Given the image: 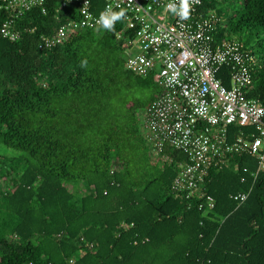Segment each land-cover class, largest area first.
<instances>
[{
  "label": "trees",
  "instance_id": "trees-1",
  "mask_svg": "<svg viewBox=\"0 0 264 264\" xmlns=\"http://www.w3.org/2000/svg\"><path fill=\"white\" fill-rule=\"evenodd\" d=\"M59 1L48 0L47 15L17 19V41L0 30V144L19 151L0 155V264H264L258 159L235 155L210 170L207 215L176 197L187 158L169 146L154 154L145 135V111L163 94L158 69L126 68L134 33L122 21L39 49ZM202 1L204 14L223 20L215 41L245 38L257 59L245 97L263 98L264 0ZM6 17L0 8V29ZM218 76L230 86L227 66ZM236 133L256 128L231 127ZM240 191L249 195L237 204L231 195Z\"/></svg>",
  "mask_w": 264,
  "mask_h": 264
},
{
  "label": "built area",
  "instance_id": "built-area-1",
  "mask_svg": "<svg viewBox=\"0 0 264 264\" xmlns=\"http://www.w3.org/2000/svg\"><path fill=\"white\" fill-rule=\"evenodd\" d=\"M47 3L0 0V8L7 12L2 36L19 40L17 19L34 10L47 15ZM188 4L189 16L181 19L169 10V5L178 10L180 0H104L100 9L93 0H60L54 9L56 25L40 36L38 48L51 49L77 31L102 27L97 21L108 8L124 10L120 21L134 33L126 40L130 47L126 68L143 76L157 68L155 78L163 87V94L145 111L146 139L156 155L169 146L186 156L172 192L207 215L215 208L206 189L210 170L242 154L255 156L258 170H264V97H245L257 60L253 52L237 40L215 41L213 34L222 18L215 12L204 14L202 0ZM224 66L229 70V87L218 76ZM249 125H255V134L230 136L231 127ZM248 195L240 191L231 198L241 204Z\"/></svg>",
  "mask_w": 264,
  "mask_h": 264
},
{
  "label": "clouds",
  "instance_id": "clouds-1",
  "mask_svg": "<svg viewBox=\"0 0 264 264\" xmlns=\"http://www.w3.org/2000/svg\"><path fill=\"white\" fill-rule=\"evenodd\" d=\"M169 10L177 13L181 19H187L189 16V4L188 0H180V7L177 10L176 7L169 5ZM125 15L124 10L119 12H113L111 8L105 10L100 14V17L97 21L102 27L107 31H112L114 25L117 21H120Z\"/></svg>",
  "mask_w": 264,
  "mask_h": 264
},
{
  "label": "rangeland",
  "instance_id": "rangeland-1",
  "mask_svg": "<svg viewBox=\"0 0 264 264\" xmlns=\"http://www.w3.org/2000/svg\"><path fill=\"white\" fill-rule=\"evenodd\" d=\"M237 41H239L243 46L245 41V38L239 39L237 38ZM258 53H256L257 55ZM136 95L137 97L143 98L145 96H148L149 92L148 91H136V90H132L130 91V94ZM19 153V151H16L12 148H8L6 146H4L3 144H0V155L2 156H16Z\"/></svg>",
  "mask_w": 264,
  "mask_h": 264
}]
</instances>
